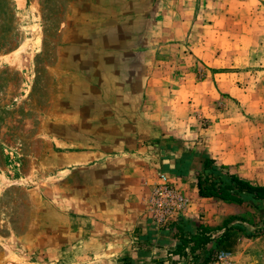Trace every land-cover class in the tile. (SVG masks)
Segmentation results:
<instances>
[{"label":"rangeland","instance_id":"rangeland-1","mask_svg":"<svg viewBox=\"0 0 264 264\" xmlns=\"http://www.w3.org/2000/svg\"><path fill=\"white\" fill-rule=\"evenodd\" d=\"M187 13V38L173 40L172 20ZM248 31L252 47L235 55L229 44L249 45ZM226 141H242L249 179L264 185V0H0V264H207L239 240L236 264H264V209L247 206L212 232L217 240L227 230L230 247L201 261L177 247L171 260L165 249L150 260L141 252V262L131 249L98 257L103 197L118 183L107 160L119 149L145 145L156 159L149 218L178 246L192 193L175 180L197 184L203 156L224 165L208 152ZM162 175L187 203L158 224L149 200Z\"/></svg>","mask_w":264,"mask_h":264},{"label":"crops","instance_id":"crops-1","mask_svg":"<svg viewBox=\"0 0 264 264\" xmlns=\"http://www.w3.org/2000/svg\"><path fill=\"white\" fill-rule=\"evenodd\" d=\"M243 4L248 6L247 8L249 9L254 3ZM193 21L194 17L188 13L187 15L178 16L175 20L173 19L172 23L173 25H177V28L176 30H172V39L180 41L186 39ZM216 25L217 23L215 22L214 26ZM216 29L218 28L216 27ZM221 33L222 32L219 31V34ZM251 34L252 32L248 31L247 34L242 36L243 40L249 39V41H251L249 45L246 41L241 43L240 39H236L229 44V46H231L229 49H233L235 55H242L248 52L254 43V38ZM147 118L154 119L155 117L153 115H148ZM150 127V133L153 132L152 136L159 137V135L161 136L163 134L162 131L159 132L157 130L158 126L156 123L151 122ZM147 149L148 147L143 145L138 151L140 153H134L133 150L128 151L126 147H122L118 150L120 151L119 156H121L119 160H107V163L113 166V169L105 171V175L106 177L117 178L118 183L117 187L107 189V193L109 194L103 197V209L105 210L104 214L107 220L106 231L108 234L106 239L107 244L105 246L107 249L103 250L101 254H98L102 262L113 259V256L117 258V256H121L123 252L125 253L130 249L135 253L134 257L138 256L139 259L142 257L140 255L141 252H146L144 260H146V258L150 260L156 257L158 258L159 255H164L163 253L159 255L156 254L158 250L165 249L169 250V257L167 258H169V260L173 259V257H170V251H173L178 244L177 240H175V236L172 234L173 230L159 229L152 224L149 218L147 199L149 192L157 182V166H159V164H157L156 159L152 156L151 151H149V154L146 153ZM208 153L209 155L211 154L210 156H212L217 163L233 166V171L239 174V176L245 179L252 177L251 173H247L248 171L246 170L248 156L245 148L242 146V141L236 144L226 141L224 145L212 147ZM175 182L177 188L185 192L188 197H190V193H192V196L189 198L191 203L189 202L188 209L183 211L178 221L187 222L189 227L193 230H195L197 225H204L211 228L221 227L227 218L236 217L243 211L241 205L230 203L219 198L200 197V199H197L195 196L198 191L196 182L193 186L190 182H184L182 179H176ZM254 182L262 183L258 180ZM211 200H214L213 205L208 204L211 203L208 202ZM230 236L229 233V237ZM212 237L214 238V236ZM132 238L133 240H131ZM125 239L129 240V243H126L124 241ZM216 242L215 239L212 240L204 251L207 252L217 247ZM241 244V240L237 241L235 248L233 247L234 250L231 251H238L241 248ZM144 248H146V250H144ZM137 250L139 251L137 252ZM149 251H151V254ZM165 256L168 255L165 254ZM120 258L121 257L118 259ZM144 260L142 257L140 262Z\"/></svg>","mask_w":264,"mask_h":264},{"label":"trees","instance_id":"trees-1","mask_svg":"<svg viewBox=\"0 0 264 264\" xmlns=\"http://www.w3.org/2000/svg\"><path fill=\"white\" fill-rule=\"evenodd\" d=\"M201 173L198 176L197 188L202 197H215L230 203L241 206L256 207L264 209V185H257L250 180L237 174L225 171L224 165L218 166L213 159L208 156L201 157ZM264 214V213H263ZM237 220L236 218L227 219L221 227L211 228L204 225H197L195 230L189 227L186 222L177 226V236L180 243L174 253L178 256H185L186 253L193 254L196 261H201L206 250V246L214 240L212 232L222 230ZM236 228L242 229L240 225ZM218 248H227L232 244L227 230L217 240ZM211 253V251H207Z\"/></svg>","mask_w":264,"mask_h":264},{"label":"built area","instance_id":"built-area-1","mask_svg":"<svg viewBox=\"0 0 264 264\" xmlns=\"http://www.w3.org/2000/svg\"><path fill=\"white\" fill-rule=\"evenodd\" d=\"M149 201L152 219L158 224H165L185 208L187 198L171 185L167 175H162V180L154 188ZM234 255L232 251L218 250L207 264H236Z\"/></svg>","mask_w":264,"mask_h":264}]
</instances>
